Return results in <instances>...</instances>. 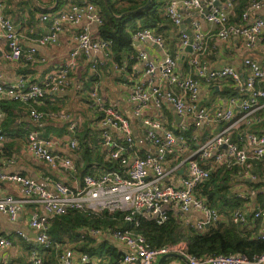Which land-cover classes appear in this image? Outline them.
I'll list each match as a JSON object with an SVG mask.
<instances>
[{
	"label": "built area",
	"instance_id": "built-area-1",
	"mask_svg": "<svg viewBox=\"0 0 264 264\" xmlns=\"http://www.w3.org/2000/svg\"><path fill=\"white\" fill-rule=\"evenodd\" d=\"M9 1L0 0V42L7 41L9 44L7 60L18 63L23 58L22 36L12 18L5 14ZM224 1L222 8L216 5L221 0L169 1L164 16L178 28V50L175 55H166L162 61H155L141 49H135L134 54L126 57L132 68L142 66L146 77L145 80H136L130 86V115L121 112L115 103L103 98L97 87L90 92V103L87 106L97 114L92 127L102 131L101 146L107 152V158L117 162L122 170L86 175L75 188L54 182L56 194L31 177L0 170V212L16 221L22 204L41 207L44 213L35 211L31 216L30 227L37 233L36 242L40 246L46 249L55 247L59 251V264L91 262L88 254L51 241L49 232L53 219L69 211L121 212L126 214V222H134L136 226L139 224L135 220L136 215L149 217L157 225H163L171 214L184 217L189 213L201 212L205 216L202 220L194 225L187 222L186 226L203 231L219 220L218 212L208 205L207 197L197 194L199 188L211 178L205 163L214 162L229 170L239 166L242 172L248 173L252 162H264V133L253 132V128L264 125V68L250 58L243 59L244 72L228 64L213 67L206 57L208 34L202 32L201 23L203 20L218 28L217 41L227 44L234 38H241L245 47L252 50L264 35V19H251L250 16L252 12L264 9V0H246L240 7L239 0ZM33 2L38 5L39 0ZM206 8H209L208 12H204ZM231 12L237 14L240 23L232 21ZM186 14L190 17V23L187 22ZM39 19L51 22L50 32L36 40L39 46L57 44L66 26H81L77 48L63 67L47 73L42 84L30 83L24 76L9 84L2 80L0 73V102L41 105L47 94H63L69 90L72 86L71 74L78 70L82 53L88 58L112 53L113 42L98 35L103 19L98 8L88 0H82L81 5L73 6L70 11L54 16L43 14ZM188 24H191L190 29L186 28ZM132 39L134 47L145 42L160 48H164L166 44L164 37L151 29H139L132 35ZM189 46L193 53L185 57L180 65L183 53ZM217 48L214 46L211 51ZM36 53L37 48H31L28 60H33ZM117 68L124 71L128 67L121 65ZM225 82L229 85L226 107L216 106L210 112L201 102L203 84H207L215 92ZM164 83L167 88H164ZM75 89L82 90L83 84L77 82ZM166 105L171 106L182 118L180 124L174 120L168 121L162 115ZM45 118L68 122V131L72 137L44 138L38 126ZM29 119L33 127L28 131L27 152L54 171L77 172L71 158L53 151L56 146L79 150L76 138L79 127L71 121V116L68 113L41 112L31 108ZM133 119L138 120L145 129L143 137L135 129ZM4 120L5 114L0 106V150L6 140ZM214 127H221V131L207 136L206 141L200 142L192 156L184 157L189 150L190 139L197 141L198 132L202 128ZM237 127L247 128L238 132L239 143L233 140V131ZM141 141L147 148L145 156L141 155ZM179 171L183 173L180 174ZM172 176H176L175 179H171ZM251 178L254 181L258 179L253 175ZM4 182L21 186L23 198L3 195ZM252 217L254 220H264V208L253 211ZM249 218V209L246 207L237 209L232 215L233 223L238 226L247 224ZM18 234L24 240H29L27 235L21 232ZM84 235L95 239H112L121 244L122 256L117 264H154L160 257L168 254L181 255L189 264H264V254L253 258L241 253L197 257L190 254L185 241L153 248L143 235L131 230L84 228ZM259 238L264 241V231ZM11 246L12 241L0 233V250ZM3 264L9 263L5 260ZM29 264L45 262L41 254L33 250Z\"/></svg>",
	"mask_w": 264,
	"mask_h": 264
},
{
	"label": "crops",
	"instance_id": "crops-1",
	"mask_svg": "<svg viewBox=\"0 0 264 264\" xmlns=\"http://www.w3.org/2000/svg\"><path fill=\"white\" fill-rule=\"evenodd\" d=\"M158 1L161 4L160 11L162 18L164 19L165 7L170 0ZM245 1L246 0H239L238 7H240V5ZM58 2L59 0H39L38 5H36L33 0H10L7 3L5 14L12 18L14 25H16L22 36L23 58L18 63H12L8 61L6 55L9 52V44L7 41L0 42V54L2 55L0 57V73L2 74V80L4 82L13 84L18 79V77L24 76L30 83L42 84L47 73L63 67L68 62L71 53L77 48V36L80 33L81 26L78 28L66 26L64 28V32L60 34L57 44L41 47L37 44L36 40L40 36L50 32L51 22L40 21L39 18L43 14L35 13L32 15L31 13L33 9L32 6H41L42 9H54L58 6ZM112 2L117 10L122 11L131 7H140L144 3V0H112ZM224 2V0H221L217 6L221 8L224 7ZM70 8L71 4H68L64 6L60 12L49 15L54 16L62 12H67L70 11ZM208 11L209 8H206V11L204 12ZM230 17H232L231 19L233 22L240 23V19L237 17L235 12H231ZM254 17H261L264 19V9L252 12L250 18L253 19ZM186 18L188 19L190 17L186 14ZM201 23L202 32L208 34L206 42L208 53L206 57L208 62L211 63L213 67L217 68L219 64H228L233 65L240 72H244L243 59L250 58L259 62L264 68V35L259 40L258 45L251 50L245 47V44L242 42L241 38H234L232 42L227 44L217 41L216 33L218 28L204 22L203 20H201ZM190 27L191 24L186 26L187 29H190ZM151 30L157 35L164 37L166 43L164 48H160L152 43L145 42L143 44H136L134 50L141 49L146 51L155 61H162L166 55H175L180 42L178 28L164 19L163 22L156 28V30ZM96 32L97 30L94 31V34H96ZM214 46H217L218 48L211 51L212 47ZM33 47L37 48V53L35 54L34 59L30 61L28 60L29 50ZM113 54V52L110 55L105 56L99 54L94 58H88L82 53L79 59L78 70L71 74L72 86L69 88V90L63 94H47L43 104L41 105L22 104V112L26 115L25 119L30 124V126H21L24 129L23 131L28 134V131L33 127V124L29 119V112L31 108H35L41 112L68 113L71 116V121L78 125V133H81L87 127L94 131L97 130L92 127V124L97 117V114L94 110H91V117L88 116L87 118H83L80 116V112L87 110V105L90 103V92L95 87L99 89V92L103 98L112 104L115 103L121 112L130 115L129 110H131V106L128 102L130 86L136 80H145L146 77L143 73L142 66L136 65L134 68H132V65L127 63L126 57L128 54L122 56L123 62H121V64L117 63L115 60V55ZM122 55H124V53ZM189 55L191 54H187L186 57ZM223 62H225V64H222ZM121 65L127 66L128 68L124 71L118 70L117 66ZM92 77H95L97 81L92 83V90H88V87L86 88L85 84L90 83ZM77 82H81L83 84L82 90L77 91L75 89V84ZM163 86L164 88H167L166 83H164ZM228 87L229 85L225 82L221 85V88L217 87L216 91L214 92L210 90L207 84H203L201 94L202 104L205 105L210 112H213L216 106L226 107V99L229 96ZM1 103L2 102H0V106L5 114L6 119L7 113L2 107ZM83 108L85 110H83ZM174 112L175 111L171 106L166 105L162 110V115L166 118V120H174L176 123ZM58 123H62L63 125L65 124L67 127V133L63 134L62 136L58 135L57 132L54 131L56 126L59 125ZM132 123L135 129L141 132L143 137L145 129L141 127V124L138 122V120L133 119ZM68 125V122L45 118L39 124L38 128L44 138L72 137L68 131ZM47 126H52L54 128L51 132H49L48 129H46ZM255 128H253V132H255ZM246 129L247 128L245 127L235 128L233 131V136H237L238 132H243ZM220 131L221 127H214L211 129L202 128L198 132L197 141H191L190 139L189 150L186 151L184 157L192 156L197 150L200 142L206 141L207 136L210 134L218 133ZM139 140H141V138H139ZM235 142L239 143L238 140ZM141 143V155L145 156L147 153V148L143 141H141ZM26 147L27 136L22 137V135L17 132L13 137L7 138L0 150V170L7 173H16L31 177L54 194H56V191L53 187L54 182H61L71 188H75L76 185L82 180L83 177L79 176V172L80 168L81 170L83 169L82 167L78 168L77 166V160L79 157L77 151L66 149L61 146H56L53 148L55 153L67 156L75 163L77 172L67 173L54 171L47 164L38 162L27 152ZM150 151H153V149H150ZM171 163L169 167H171ZM258 163L264 165V162ZM205 167L210 170L211 178L213 174H216V172L230 173V194L232 202L236 205V207L234 210L228 213L230 215L229 217H227L225 215L226 213L224 212L220 213V209L218 207H214L211 204L209 197L201 194L200 189L197 192L198 195L207 197L208 205L218 212V222H225L230 219V221L233 223V213L239 208L246 207L249 209L250 214L248 223L240 226L235 225L234 223L233 224L239 229H244L247 232H251L252 238L260 239L259 236L264 231V220H254L252 213L257 208H264V168L261 169L262 171L256 168V161L252 162L251 170L248 173L242 172V168L239 166L229 170L228 168L215 165L214 162L205 163ZM182 173L183 172L180 174ZM252 175L258 178L257 181H254L251 178ZM175 177L176 176H172L171 179H175ZM211 178L208 183L211 181ZM2 194L13 195L16 198L21 199L23 198V188L12 183L4 182L2 183ZM35 211L44 213V210L41 207L22 204L19 207V216L16 221H12L8 215L0 212V233L12 241L11 247L0 250V264H3L5 260H7L9 264H29L30 253L33 250H36L41 254L45 264L49 263L48 261L50 258H52L53 261L51 260L52 262L49 264H59V251L55 247H52L49 251H47L44 249V247L40 246L36 242L37 233H35L30 227L31 216ZM175 215L177 216V214ZM204 217L205 216L203 213L195 212L189 213L184 217L180 215L178 218H180L185 225H187V222L194 225L197 221L202 220ZM18 232L27 235L29 240H24L18 234ZM80 233L83 234L82 238L88 237L84 235V228L80 229ZM97 240L98 241L91 245L92 248L107 241L117 250V253L122 252V245L112 239ZM62 246L65 248H72L76 252L88 254L91 259L89 264H117L118 262L117 261L114 263L112 261L111 257L107 255L106 249H101V255H90L89 253L82 251L78 244H65ZM160 258L154 264H158ZM165 264L186 263L178 258H170Z\"/></svg>",
	"mask_w": 264,
	"mask_h": 264
},
{
	"label": "trees",
	"instance_id": "trees-1",
	"mask_svg": "<svg viewBox=\"0 0 264 264\" xmlns=\"http://www.w3.org/2000/svg\"><path fill=\"white\" fill-rule=\"evenodd\" d=\"M148 1L144 0V3L140 7H131L119 11L112 0H88L89 3L98 8L103 19V25L100 27L98 35L103 39L113 42L112 52L115 55V60L119 64L123 62V53L126 52L128 56L134 54L135 50L132 39L134 33L139 29L156 30L165 19L162 18L160 11L161 4L158 0H151L147 8L140 9L146 6ZM68 4H71V10L73 6L81 5L82 0H59L58 6L54 9H42L41 6H32L31 13L32 15L35 13L55 14L56 12H60ZM96 81L97 79L92 77L91 82L85 84L86 88L88 87V90H92V83ZM22 104L4 101L1 103L7 113V118L3 123L6 139L13 137L17 132L22 137L28 136L21 127L24 125L30 126L29 122L25 119L26 115L22 112ZM58 124L54 131L60 136L67 133L66 125L62 123ZM53 128L52 126L46 127L49 132ZM255 133L263 134L264 126L256 127ZM101 136V130L94 131L89 127L77 134L76 138L79 141L77 166L83 169L81 170L80 168V177L122 170V167L117 162H112L107 158V152L101 146ZM233 140L237 141V136H233ZM256 168L261 170L264 168V165L256 162ZM229 182V172H216V174L212 175L209 183L207 182L199 188L201 194L208 196L211 204L216 208L218 207L220 213H226L225 215L227 217L230 216L228 213L236 207L231 199ZM125 216L126 214L124 213H110L107 210L100 213L69 211L53 219V226L49 235L52 243H58L59 245L78 244L82 251L90 255H101V249H106L107 255L111 257L114 263L119 262L122 254L117 253V250L107 241L92 248L91 245L98 240L89 236L82 238L83 234L80 233V229L111 227L122 231L131 230L135 234L143 235L153 248L176 245L182 241H187L190 254L197 257L241 253L249 258H253L264 254V241L252 238L251 232L239 229L230 219L225 222H217L206 227L203 231H199L191 226H186L178 220L175 214H171L168 221L163 225H157L149 217L136 215L135 220L139 223L136 226L134 222H126ZM44 249L47 251L50 250L45 247ZM51 260L53 261L50 258L48 262L51 263Z\"/></svg>",
	"mask_w": 264,
	"mask_h": 264
},
{
	"label": "water",
	"instance_id": "water-1",
	"mask_svg": "<svg viewBox=\"0 0 264 264\" xmlns=\"http://www.w3.org/2000/svg\"><path fill=\"white\" fill-rule=\"evenodd\" d=\"M150 3H151V0H149V1H148V4H147L144 8H142V9L147 8L148 5H150ZM216 5H218V4H216ZM187 22H190V20H187ZM192 53H193V49H192V47H191V46L187 47V48L185 49L184 53H183V57H182V59H181V61H180V64H181V65L183 64L184 59H185V57H186L187 54H192ZM1 56H2V55L0 54V57H1ZM222 64H225V62H223ZM174 118H175L177 124H180V123L182 122V118L177 114V112H174ZM170 258H178V259L182 260L184 263L189 264V262L186 260L185 257H183V256H181V255H177V254H168V255L162 256V257L160 258L158 264H165L166 261H167L168 259H170Z\"/></svg>",
	"mask_w": 264,
	"mask_h": 264
},
{
	"label": "rangeland",
	"instance_id": "rangeland-1",
	"mask_svg": "<svg viewBox=\"0 0 264 264\" xmlns=\"http://www.w3.org/2000/svg\"><path fill=\"white\" fill-rule=\"evenodd\" d=\"M125 55H127L126 52L124 53L123 56H125ZM83 110H85V109L83 108ZM87 110H88V111H87ZM87 110H86V111H83V112H80V114H81L80 116L83 117V118H87L88 116L91 117L92 114H91V109H90L89 106H87Z\"/></svg>",
	"mask_w": 264,
	"mask_h": 264
}]
</instances>
